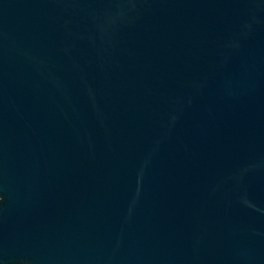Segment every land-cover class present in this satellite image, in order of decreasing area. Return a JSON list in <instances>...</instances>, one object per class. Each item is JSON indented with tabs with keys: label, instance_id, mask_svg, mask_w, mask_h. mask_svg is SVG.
<instances>
[{
	"label": "water",
	"instance_id": "water-1",
	"mask_svg": "<svg viewBox=\"0 0 264 264\" xmlns=\"http://www.w3.org/2000/svg\"><path fill=\"white\" fill-rule=\"evenodd\" d=\"M0 264H264V0H0Z\"/></svg>",
	"mask_w": 264,
	"mask_h": 264
}]
</instances>
